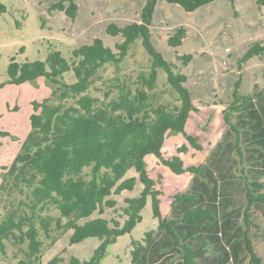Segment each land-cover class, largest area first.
<instances>
[{
    "label": "trees",
    "instance_id": "obj_1",
    "mask_svg": "<svg viewBox=\"0 0 264 264\" xmlns=\"http://www.w3.org/2000/svg\"><path fill=\"white\" fill-rule=\"evenodd\" d=\"M160 1L193 12L217 0H145L138 22L105 27L107 35L122 37L113 48L96 38L74 49L69 60L58 51L49 52L44 61L10 60L6 84L18 86L41 78L54 88L40 102H32L30 130L12 162L1 168L0 260L8 264H42L44 254L67 236L70 246L87 239L99 243L88 259L73 255L64 259L62 251L47 264H100L107 247L142 221L141 212L148 199L157 227L145 233L144 244L131 242L132 264L142 263L158 232H164L179 248L177 264H199L198 260L205 258L207 246L195 249L181 243L175 229L178 225L209 226L216 221L213 206L201 205L198 194L179 186L165 193L161 181L154 180L146 169L149 156L154 167L165 168L174 176H199L205 168L206 145L185 132L190 114L198 110L185 85L187 77L151 42L150 25ZM230 1L233 4L235 0ZM257 2L264 5V0ZM52 10L63 11L74 20L78 6L74 0H58ZM3 12L5 7L0 3ZM185 37L186 30L179 27L167 38V45L178 47ZM137 40L150 64L123 69V61ZM263 56L264 43L254 42L239 63ZM176 59L187 66L192 55H176ZM108 67L113 68L110 75ZM158 71L164 72L168 86L158 85ZM68 72L74 75L73 83L64 80ZM262 77L258 95L264 94V68ZM240 83L241 78L234 85L232 101L223 117L235 134L234 148L243 164L239 133L231 121L248 102V96L239 90ZM173 133L181 134L183 141L164 152L166 136ZM132 169L143 189L138 196L124 198L122 223L103 218L105 208L113 207L108 197L134 189L136 177L126 178ZM239 178L245 188L244 244L249 263L260 264L253 244L263 243L264 231L260 232V221L252 209L257 202L264 204V193L260 191L262 186L250 181L243 171ZM177 206L190 207L179 218L169 219L166 213ZM96 213L99 215L94 216Z\"/></svg>",
    "mask_w": 264,
    "mask_h": 264
},
{
    "label": "rangeland",
    "instance_id": "obj_2",
    "mask_svg": "<svg viewBox=\"0 0 264 264\" xmlns=\"http://www.w3.org/2000/svg\"><path fill=\"white\" fill-rule=\"evenodd\" d=\"M74 1L78 13L72 20L65 12L52 10L58 0H0L5 7V12L0 13V84H4L0 87V180L1 168L12 162L30 130L32 102H40L54 88L50 81L41 78L18 86L6 84L10 60L13 58L16 63L44 61L51 51H58L69 60L74 49L90 44L96 38L113 48L122 37L107 35L105 27L110 23L125 26L138 22L145 3V0ZM257 1L235 0L232 4L230 0H217L193 12L160 1L150 25L155 49L166 61L180 67L187 77L185 85L198 110L190 114L185 132L197 136L206 145V151L205 168L199 176L171 175L165 168L154 167L150 156L145 160L146 169L154 180L161 181L165 193L179 186L188 193L198 194L201 205L213 206L216 221L209 226L178 225L175 229L181 243L195 249L201 245L208 247V253L198 260L199 264H250L242 226L245 188L239 176L243 171L250 181L262 186L260 191L264 193V94L258 95L263 87L264 56L251 58L243 64L239 61L254 42L264 43V5ZM179 27L186 30L182 44L175 48L168 46L167 38ZM186 54H191L192 59L183 66L176 55ZM139 64H150V58L141 41L137 40L122 68L138 67ZM112 72L113 68L108 67V75ZM239 78V90L248 96V102L231 121L239 133L243 164L234 148L235 134L227 128L223 117ZM64 80L73 83V73H66ZM158 85L168 86L162 71H158ZM181 141V134H168L163 151L169 152L174 143ZM129 177L137 179L134 189L108 197L113 207L105 208L101 214L103 218L124 221V198L138 196L143 189L133 169L127 173L126 178ZM189 207L177 206L166 213L167 217L177 219ZM252 211L260 221V232H263L264 204L255 203ZM141 216L142 221L131 233L120 236L116 243L107 247L100 264H132L131 242L144 244L145 233L157 227L150 199ZM98 243L97 239H87L70 246L64 236L44 254L42 264H47L62 251H65L61 254L64 259L70 255L88 259ZM172 243L164 232H158L147 247L141 264H177L179 248ZM253 245L260 264H264V240ZM0 264L8 263L0 260Z\"/></svg>",
    "mask_w": 264,
    "mask_h": 264
}]
</instances>
